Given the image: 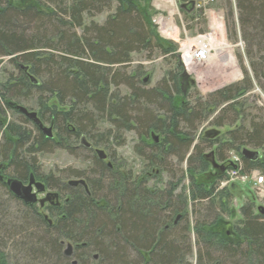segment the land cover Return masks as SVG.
<instances>
[{
	"label": "trees",
	"instance_id": "1",
	"mask_svg": "<svg viewBox=\"0 0 264 264\" xmlns=\"http://www.w3.org/2000/svg\"><path fill=\"white\" fill-rule=\"evenodd\" d=\"M151 4L0 0V58L15 68L0 85V264H264V214L248 201L231 226L221 217L234 213L225 201L235 186L219 187L232 167L231 153L264 148V106L249 116L244 98L253 81L264 92V0H225L227 28L243 42L249 74L243 69L240 82L191 103L186 91L192 84L182 81L183 71L151 89L139 87L140 67L128 72L134 54L175 57L177 45L160 38L151 22ZM181 13L188 26L202 16ZM17 107L35 113L54 135L46 137ZM6 112L16 120L7 123ZM103 123L110 128L98 134ZM207 125L225 129L223 138L199 134ZM132 130L147 139L151 155L137 153L144 166L172 179L162 190L148 188L131 171L114 170L107 156H93L82 172L62 176L83 180L86 189L53 183L36 166L34 155L69 151L81 137L108 149ZM169 156L185 164L182 176L167 166ZM239 168L264 178V154L240 157ZM30 177L65 195L63 204L46 208L49 217L4 184ZM183 178L185 197L174 194ZM64 244L72 246L70 257L63 255Z\"/></svg>",
	"mask_w": 264,
	"mask_h": 264
},
{
	"label": "rangeland",
	"instance_id": "2",
	"mask_svg": "<svg viewBox=\"0 0 264 264\" xmlns=\"http://www.w3.org/2000/svg\"><path fill=\"white\" fill-rule=\"evenodd\" d=\"M165 4H167V9L171 8L168 3L165 2ZM209 11L208 13H206V16L202 15L203 17H198V20L195 23L188 26L189 28L186 27V36L188 38H192L197 34L207 32L209 31V29H211L212 34L215 38V42L212 47L213 52L211 60L207 64L203 65L192 64L188 67L183 66L180 61L177 49L179 44L184 41V37L180 33L181 31L177 24V18L174 17L175 25L179 29V35L174 32L175 34H169L167 37L160 36V38L177 45L175 57H172L169 54L165 56L155 55L151 58H147L146 53L134 54L131 57L132 62L128 68V72H131L137 67H140V79H146L145 82H141L139 87L144 88L145 85V89L154 88L158 85V83H161L162 80H168L171 75L177 73L181 74L182 71H185L189 78L193 80L192 86H190L186 91V98L191 103L196 98H204L208 94L213 93L221 89L222 87L240 82L243 79V69L249 74V67L247 65L246 59L244 58L243 42L237 38L233 39L227 28V7L225 5V0H217L212 9ZM104 16V14L99 15L95 17V20L101 22ZM157 35L159 36L160 34ZM10 74H15V68L7 63V58H0V85L6 83L7 77ZM122 89L123 88H121L120 90ZM123 92H121L122 95L124 94ZM244 98L246 99L245 106L247 107L246 110L249 116L260 115L261 112H257L254 108H261L262 106H264V92L255 83V81H253L252 90L246 93ZM0 118H3V114L1 112ZM4 118L7 119V123L16 120V117L10 112H6ZM211 120L212 118L209 119V122ZM203 124H205V122ZM43 126L49 128V125L47 124H44ZM209 126L210 125H207L206 128H214L218 130L220 132V136L218 138H223L225 129H218L215 127L209 128ZM26 128L30 130V127ZM107 128H110L108 123H103L102 129L98 132V134H100ZM118 134H120V131ZM52 135H54V132H52ZM122 136L124 141H122L121 144L119 141L112 142L109 145L108 149H103L100 148V146H96L93 147V150L89 152L77 142L70 147L71 149L69 151L56 149L53 151L34 155L37 163L36 166L40 168L41 174L49 176V178L51 177V182L55 183V181H57V184L65 183L67 185L68 181L77 179L76 177L72 176L68 179H64L62 176H65V173L74 174L76 172H82L85 166H87V164L89 163L90 158H92L93 156H97L95 150H103L104 155L107 156L104 160L105 164H111L114 170L120 173L125 174L126 172L131 171V174H133V176H138L140 180H144L148 188L162 190L164 186L169 183V181H172L169 174L163 172H160L158 174L157 171L159 169L151 167L147 169V167L144 166L146 162H143L141 157H139L137 153L144 152L146 156L151 155V153L145 148V140L147 139H145L144 137H139L138 132H135L133 130L124 133ZM1 140L2 134L0 133V141ZM87 142L93 144L89 140H87ZM116 144L117 146H115ZM260 153L264 154V148L260 150ZM166 162L167 166H173V170H179L178 177L182 176V174L180 175V170L185 169L184 163H178L177 160L171 156L167 157ZM155 170H157L156 173ZM187 182V178H183L174 194L179 195L185 193V195H183L185 197ZM41 184L44 186L45 191L44 193L36 194L37 200L44 199L47 193H51L57 195V200H55L54 203L63 204L65 195L59 194V192L55 189L47 188L43 183ZM233 186H235V192H233V196H230L229 199H226L225 203L227 204V207H229V209L231 208V210H234V213L232 212V216H228L226 214L221 217L222 219H224V221L230 222L231 226H234L238 222V208L246 202L253 200L257 207L264 208V202H261V204L260 202L255 200L252 188L253 185L251 183L246 182L243 184L240 182H236V184L234 183ZM33 192H35L34 188ZM35 205L43 215H46L47 217L50 216V211L46 210V208L50 206L49 203H44L42 208L38 203H36ZM190 206L191 204L188 203L187 212L190 210ZM192 241H194V239H192ZM65 244L63 246L64 250L66 248ZM191 260H194L193 256H191Z\"/></svg>",
	"mask_w": 264,
	"mask_h": 264
},
{
	"label": "built area",
	"instance_id": "3",
	"mask_svg": "<svg viewBox=\"0 0 264 264\" xmlns=\"http://www.w3.org/2000/svg\"><path fill=\"white\" fill-rule=\"evenodd\" d=\"M180 0H152V7L154 9V16L152 17V24L155 26L156 31L159 36L167 37L169 34L179 35V29L175 25V19L177 18V24L180 28V33L184 37V41L179 44L177 52L183 66L188 67L192 64H207L212 57V47L215 42L214 35L212 30L209 29L207 32H203L195 35L192 38L186 36L187 31L186 27L188 24L184 21L180 8ZM193 2V11L201 12L203 16H206L209 10L212 9L216 0H190ZM168 3L171 7L170 9L166 8L165 4ZM210 12V11H209ZM178 43V42H176ZM200 129L202 134L205 131V128ZM229 162L231 168H229L225 177L219 183L220 188L229 187L236 182L246 183L249 182L253 185L254 197L258 202H264V178L260 176L257 171H252L248 175H242L239 173L240 167V157L236 154L231 153ZM262 204V203H261Z\"/></svg>",
	"mask_w": 264,
	"mask_h": 264
},
{
	"label": "water",
	"instance_id": "4",
	"mask_svg": "<svg viewBox=\"0 0 264 264\" xmlns=\"http://www.w3.org/2000/svg\"><path fill=\"white\" fill-rule=\"evenodd\" d=\"M180 8L187 11V12H190L193 10V2L190 1L187 4H180ZM20 67L24 72L27 71L26 67H23V66H20ZM181 79L185 83L190 82L191 84H193V80L189 78V76L187 75V73L185 71H183V73L181 74ZM30 80L33 83H36L35 79L31 76H30ZM145 81H146V79L143 80V82H145ZM17 110L20 113L24 114L28 119L32 120L34 122V124H37L39 129L42 131V133H44L46 135V137H48V138L52 137L51 129L43 127L39 123V121L37 120L35 113L27 112L25 109H23L21 107H17ZM219 133L220 132L216 129H210V130H207L205 132L204 136L206 138H213L215 136H218ZM80 145H82L85 149H92L91 144L88 143L84 137L80 138ZM95 153L99 159H101V160L105 159V155H104L102 150H95ZM240 155H241V157L246 158V159H250V160L260 157V153L258 151H252V150H248V149H242L240 151ZM4 184L7 187L10 194L13 197L21 200L24 205L32 206V205H35L36 203H38L41 208L43 207L44 203H49L50 205H58V204L54 203L55 200H57L56 194L47 193L45 195L44 199L37 200L36 192L38 194H41L44 192L45 188L41 183H35L33 181L32 177L29 179V182L27 183V185H23L21 182H19L18 180H15V179H7L4 182ZM67 185L70 187L82 186L83 188L86 189V186H85V183L83 180L68 181ZM33 188L35 189V192H33ZM257 210H259L262 214H264V208L258 207ZM71 254H72V246L67 244L65 250L63 251V255L65 257H70ZM93 259L96 260L97 256H93ZM73 264H75V262H73Z\"/></svg>",
	"mask_w": 264,
	"mask_h": 264
},
{
	"label": "flooded vegetation",
	"instance_id": "5",
	"mask_svg": "<svg viewBox=\"0 0 264 264\" xmlns=\"http://www.w3.org/2000/svg\"><path fill=\"white\" fill-rule=\"evenodd\" d=\"M36 118H37V117H36ZM88 150H93V147H92V149H88ZM30 178H31V177H30ZM30 178H29V179H30ZM32 179H33V181H34L35 183H38L37 180H36L35 178L32 177ZM28 182H29V180L27 181V183H28ZM27 183H22V184H23V185H27ZM34 190H35V189H34ZM44 191H45V190H44ZM43 193H44V192H43ZM36 194H38V193L36 192ZM18 200H19V199H18ZM20 201H21V200H20ZM21 202H22V201H21Z\"/></svg>",
	"mask_w": 264,
	"mask_h": 264
},
{
	"label": "crops",
	"instance_id": "6",
	"mask_svg": "<svg viewBox=\"0 0 264 264\" xmlns=\"http://www.w3.org/2000/svg\"><path fill=\"white\" fill-rule=\"evenodd\" d=\"M211 129H213V128H211ZM207 130H210V129H205L204 134H205V132H206ZM239 157H241L240 152H239Z\"/></svg>",
	"mask_w": 264,
	"mask_h": 264
},
{
	"label": "bare ground",
	"instance_id": "7",
	"mask_svg": "<svg viewBox=\"0 0 264 264\" xmlns=\"http://www.w3.org/2000/svg\"><path fill=\"white\" fill-rule=\"evenodd\" d=\"M226 29V28H225Z\"/></svg>",
	"mask_w": 264,
	"mask_h": 264
}]
</instances>
